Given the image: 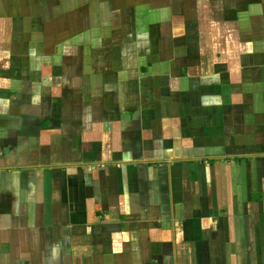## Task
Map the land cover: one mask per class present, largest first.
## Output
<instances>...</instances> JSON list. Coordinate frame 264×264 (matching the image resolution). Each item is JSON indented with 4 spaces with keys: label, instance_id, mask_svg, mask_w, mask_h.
<instances>
[{
    "label": "crops",
    "instance_id": "0c3cea01",
    "mask_svg": "<svg viewBox=\"0 0 264 264\" xmlns=\"http://www.w3.org/2000/svg\"><path fill=\"white\" fill-rule=\"evenodd\" d=\"M240 3L166 34L157 81H0V264H264V0Z\"/></svg>",
    "mask_w": 264,
    "mask_h": 264
},
{
    "label": "rangeland",
    "instance_id": "374dc122",
    "mask_svg": "<svg viewBox=\"0 0 264 264\" xmlns=\"http://www.w3.org/2000/svg\"><path fill=\"white\" fill-rule=\"evenodd\" d=\"M240 1L0 0V56L6 59L0 81H18V76L20 81H81L90 75V81H102L103 75L117 81V73L123 81L132 76L129 68L139 69L134 81H148L149 73L157 81L166 34L173 36L170 46L183 26L189 38L200 28L197 12L217 18L257 13ZM164 22H170L169 29ZM121 58L127 65L117 64Z\"/></svg>",
    "mask_w": 264,
    "mask_h": 264
}]
</instances>
